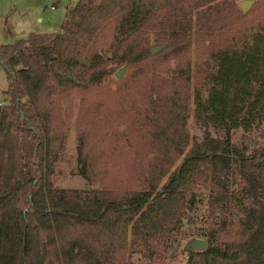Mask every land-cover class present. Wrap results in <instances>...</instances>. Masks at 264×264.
<instances>
[{
    "label": "trees",
    "instance_id": "16d2710c",
    "mask_svg": "<svg viewBox=\"0 0 264 264\" xmlns=\"http://www.w3.org/2000/svg\"><path fill=\"white\" fill-rule=\"evenodd\" d=\"M237 1L72 0L59 31L0 43V264H167L200 207L206 247L184 264H264V29L242 30ZM102 91L128 120L123 143L144 149L133 184L92 187L82 161L85 187L53 185L60 101ZM189 104L202 137L185 151Z\"/></svg>",
    "mask_w": 264,
    "mask_h": 264
},
{
    "label": "rangeland",
    "instance_id": "374dc122",
    "mask_svg": "<svg viewBox=\"0 0 264 264\" xmlns=\"http://www.w3.org/2000/svg\"><path fill=\"white\" fill-rule=\"evenodd\" d=\"M72 0H0V43H10L15 39L24 38L29 33L57 32L60 22L69 2ZM241 27L246 32L264 29V0H254L242 13ZM5 27L8 34H5ZM190 52V93L193 89L201 87V96H205L204 62L205 50L199 53ZM114 67L113 65H111ZM162 67V64L159 65ZM123 67L115 66L112 75ZM7 81L5 72L0 65V106L7 104L8 98L3 95ZM116 99L105 95L96 96L90 102H82L79 97H66L58 106V114L51 121V133L55 136L56 151L50 161L49 180L53 185L63 189H82L86 185L79 174L82 161L89 168V177L93 181L92 187L101 184L123 189V184L132 185L134 179L126 176L128 168L139 160H145L144 149L140 144L130 142L123 143V114L114 108ZM121 106H123V97ZM117 106V105H116ZM185 130L188 136V149L191 140H200L202 129L193 120L192 105L187 108ZM211 136L220 137L221 131L210 129ZM238 132L231 135V141L236 142ZM254 136V135H253ZM130 138V136H129ZM80 153V154H79ZM80 155V156H79ZM181 156L171 166V170L178 164ZM165 179V178H164ZM161 180V183L164 181ZM204 207L198 210V216L193 224H183L181 227L182 237L169 252L167 264H184L185 250H188L192 241L205 240L201 235L203 228ZM184 236V238H183ZM191 243V244H190ZM136 263V258H132Z\"/></svg>",
    "mask_w": 264,
    "mask_h": 264
},
{
    "label": "water",
    "instance_id": "95a60500",
    "mask_svg": "<svg viewBox=\"0 0 264 264\" xmlns=\"http://www.w3.org/2000/svg\"><path fill=\"white\" fill-rule=\"evenodd\" d=\"M254 0H238L236 2L239 10L242 12V13H245L246 9L248 8V6L253 2ZM115 77L116 78H119L120 75H121V69L117 70L115 73H114ZM191 244V243H190ZM191 247L194 251H198V252H201L205 249L206 247V243H205V240H194L192 241V244H191Z\"/></svg>",
    "mask_w": 264,
    "mask_h": 264
},
{
    "label": "crops",
    "instance_id": "0c3cea01",
    "mask_svg": "<svg viewBox=\"0 0 264 264\" xmlns=\"http://www.w3.org/2000/svg\"><path fill=\"white\" fill-rule=\"evenodd\" d=\"M41 33H44V32H41Z\"/></svg>",
    "mask_w": 264,
    "mask_h": 264
}]
</instances>
